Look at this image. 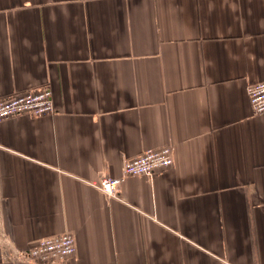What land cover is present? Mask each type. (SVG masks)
Listing matches in <instances>:
<instances>
[{
	"label": "crops",
	"instance_id": "obj_1",
	"mask_svg": "<svg viewBox=\"0 0 264 264\" xmlns=\"http://www.w3.org/2000/svg\"><path fill=\"white\" fill-rule=\"evenodd\" d=\"M264 0H0V264L65 232L71 264H264ZM173 164L91 183L164 146Z\"/></svg>",
	"mask_w": 264,
	"mask_h": 264
},
{
	"label": "built area",
	"instance_id": "obj_2",
	"mask_svg": "<svg viewBox=\"0 0 264 264\" xmlns=\"http://www.w3.org/2000/svg\"><path fill=\"white\" fill-rule=\"evenodd\" d=\"M247 98L253 115L264 114V80L247 87ZM55 112L49 89L29 90L21 95L0 100V121L18 115L38 117ZM173 164V149L167 145L157 150L126 160L119 177L105 176L91 185L108 197H114L128 177H145L150 180L158 171ZM76 243L69 232L42 238L30 248L14 250L13 257L28 264H71Z\"/></svg>",
	"mask_w": 264,
	"mask_h": 264
}]
</instances>
